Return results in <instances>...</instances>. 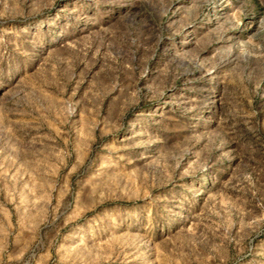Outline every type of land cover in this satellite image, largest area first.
I'll return each instance as SVG.
<instances>
[{
  "label": "rangeland",
  "instance_id": "obj_1",
  "mask_svg": "<svg viewBox=\"0 0 264 264\" xmlns=\"http://www.w3.org/2000/svg\"><path fill=\"white\" fill-rule=\"evenodd\" d=\"M0 264H264V0H0Z\"/></svg>",
  "mask_w": 264,
  "mask_h": 264
}]
</instances>
